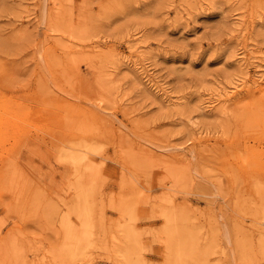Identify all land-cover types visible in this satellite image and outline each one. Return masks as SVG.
Here are the masks:
<instances>
[{
	"label": "rangeland",
	"instance_id": "rangeland-1",
	"mask_svg": "<svg viewBox=\"0 0 264 264\" xmlns=\"http://www.w3.org/2000/svg\"><path fill=\"white\" fill-rule=\"evenodd\" d=\"M0 264H264V0H0Z\"/></svg>",
	"mask_w": 264,
	"mask_h": 264
},
{
	"label": "bare ground",
	"instance_id": "bare-ground-1",
	"mask_svg": "<svg viewBox=\"0 0 264 264\" xmlns=\"http://www.w3.org/2000/svg\"><path fill=\"white\" fill-rule=\"evenodd\" d=\"M97 96H99V97H97V99H95V100H97V102L100 104V103H102V102H104L105 101V97L106 96H104L103 94H99V95H97ZM71 153V152H70ZM75 154V153H74ZM70 155V154H69ZM73 155V154H72ZM72 155H70L71 157H72ZM79 158V157H78ZM72 159H73V157H72ZM72 159H71V161H72ZM77 160V159H76ZM73 162H77V161H73ZM79 163V162H78ZM73 164V163H72ZM91 165H92V163H91ZM81 192V191H80ZM83 196V195H82ZM86 196V195H85ZM84 196V197H85ZM81 198H83V197H81ZM85 199V198H84ZM83 201V200H82ZM88 207V206H87ZM83 210V209H82ZM84 210H86V208L84 209ZM84 212H86L87 213V211H84ZM84 212H83V215H84ZM89 212H90V210H89ZM82 215V216H83ZM87 215V214H86ZM88 215H89V213H88ZM81 217V216H80ZM86 217H88V216H86ZM84 220L86 219L85 217H82ZM79 219V218H78ZM81 220V219H80ZM80 222V221H79ZM80 224V223H79ZM87 225V223L85 222V225L84 226H86ZM88 226V225H87ZM61 253V252H60ZM72 255V254H71ZM70 255V256H71ZM69 258H71L72 259V256L71 257H69Z\"/></svg>",
	"mask_w": 264,
	"mask_h": 264
}]
</instances>
